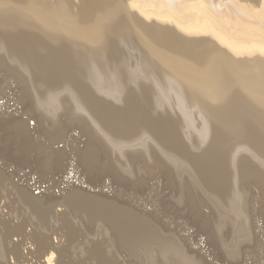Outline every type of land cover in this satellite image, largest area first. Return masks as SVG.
I'll return each instance as SVG.
<instances>
[{"label":"rangeland","instance_id":"rangeland-1","mask_svg":"<svg viewBox=\"0 0 264 264\" xmlns=\"http://www.w3.org/2000/svg\"><path fill=\"white\" fill-rule=\"evenodd\" d=\"M114 2L124 30L115 29L111 37L110 59L115 69L123 67L129 73L128 78H116L113 91L105 93L81 77L73 79L90 88L98 104L125 118L124 127L130 111L138 110L145 120L130 131L109 132L83 103L72 81L65 82L57 114L45 116L37 104L39 81L0 57V116L21 117L35 149L22 159L0 156V169L32 197L52 201L46 217L38 218L40 224L34 213L42 208L37 212L24 205L19 208L50 242L63 243L59 264H184V251L177 255L168 249L175 238L205 264H264V155L250 143L236 140L228 155L232 196L222 201L207 188L190 160L166 145L163 136H172L175 130L188 156L202 158L212 141L214 124L203 118L198 107L191 108V119L183 120L182 97H173L170 84H165L162 97L144 82L145 70L156 66L154 58L137 48V37L148 40L154 55L171 54L141 34L147 21L128 0ZM23 91L27 98H21ZM58 130L59 140L51 141ZM56 150L61 151L58 159L51 155ZM85 150L93 154L90 164H86ZM74 190L85 192L75 200L82 208L68 211L67 221L77 223L79 230L72 226L62 230L57 214L66 205L59 200L65 195L74 198L70 194ZM20 220L19 216L12 221ZM23 228L12 237L14 242L32 233V227ZM40 235L33 232L30 243L23 240L18 264L42 263L44 256L35 259L31 254ZM64 235L68 240L63 241Z\"/></svg>","mask_w":264,"mask_h":264},{"label":"bare ground","instance_id":"bare-ground-1","mask_svg":"<svg viewBox=\"0 0 264 264\" xmlns=\"http://www.w3.org/2000/svg\"><path fill=\"white\" fill-rule=\"evenodd\" d=\"M114 1L0 0V57L39 81L37 104L45 116L57 114L61 96L67 89L65 82L72 81L83 103L109 132L130 131L145 120L138 110H133L124 127L121 123L125 118H117L111 110L98 104L92 90L73 79V76L81 77L103 92H111L117 79L128 78L129 73L120 66L115 69L110 59L111 37L115 29L124 30ZM128 4L147 21L143 22L141 34L150 37L160 51L171 54L170 57L156 56L148 40L137 37V48L149 54L150 59L154 58L156 66L145 70L144 82L162 97L165 84H170L173 97H182L183 104L179 107L183 120L191 119V108L198 107L203 118L214 124L212 141L202 158L188 156L175 130L172 136L164 135V141L185 155L207 188L225 201L232 196L228 155L234 142L250 143L264 155V0H128ZM20 95L22 99L27 98L24 91ZM184 106L187 107L183 113ZM13 114L0 116V156L17 160L35 149L25 121ZM159 128L156 127L155 133L160 132ZM59 138L58 130L51 141ZM51 155L58 159L61 151H53ZM84 155L86 164H90L94 159L92 152L87 150ZM83 193L74 190L70 193L74 198L65 195L59 200L66 205L57 214L62 230L71 226L79 230L77 223L67 220L70 219L68 211L75 213L78 207L82 208L75 200ZM0 201V264H18L23 258V242L30 243L33 232L41 233L42 237H36L39 243L31 253L32 258L44 256L41 264L54 261L59 264L63 243L50 242L38 230L35 220L25 217V210L19 208L24 205L37 212L40 207L42 211L34 213V217L43 220L52 201L46 202L45 196L32 197L1 169ZM19 216L21 220L14 223L13 218ZM24 226L32 227V233H25L22 241L14 242L12 237ZM66 239L64 235L63 241ZM171 247L168 249L177 255L184 251L181 260L184 264H205L193 251L182 249L176 238ZM54 253L58 256L54 257Z\"/></svg>","mask_w":264,"mask_h":264}]
</instances>
